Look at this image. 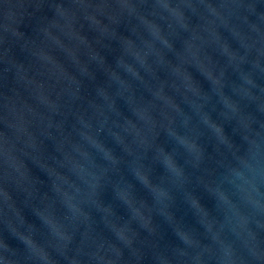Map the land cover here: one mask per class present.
Returning <instances> with one entry per match:
<instances>
[{"label":"clouds","instance_id":"1","mask_svg":"<svg viewBox=\"0 0 264 264\" xmlns=\"http://www.w3.org/2000/svg\"><path fill=\"white\" fill-rule=\"evenodd\" d=\"M82 5L86 6L87 10ZM45 8L51 12V16L45 14ZM16 10H19V16ZM194 18L195 22H193ZM66 24L68 29L75 32L90 48L93 39L96 44H101V37L108 32L113 38L119 36L128 46H134L136 39L143 38L141 29L150 28L152 30L150 34L154 33L158 36L175 61L179 62L173 63L172 60H168L170 75L181 74L184 81L190 82L191 87L185 88V92L195 89L206 94L202 82L194 73L210 85L221 84V79L215 75V68L219 62L212 50L217 41L222 43L221 54H223L232 50L229 37L237 40L238 43H242L247 37L253 41V45L247 47L245 52L249 54L252 52L253 47L258 43L257 37L264 31L261 27L264 24V0H190L184 8H179L173 0H168L163 9L159 6V0H2L0 3V183H6L14 172L22 171L24 177H32L33 165L41 171L51 168L49 161L63 167V161L73 159V152L83 151L79 139H93L96 143L103 144L110 156L109 163L113 165L114 174L109 175L106 169L104 176L111 185L114 199L105 202L101 189L107 186L98 180L93 191L96 209L103 214L120 217L118 208L122 204L128 213L127 218L124 217L127 222L126 227L134 235L129 236L126 233L125 225L116 224L120 230L114 232V235L129 251V257L126 259L124 249L91 235V213L83 212L81 207L73 204L72 207L78 212H83L85 220L89 222L85 224V234L87 233L88 238L93 241L95 248L88 253V257L96 260L97 264L101 261L104 264H137L143 256L136 254L139 248L134 245L138 236L132 228L131 221L136 218L144 220L146 217L151 220L153 213L167 221L165 213L172 210L174 203L188 204L191 207L186 195H191L206 213H211L217 207L214 190L219 189L226 196L225 185L231 186V176L234 173L252 184L254 191L260 192L259 177L252 178L249 174L256 172L262 163L260 151L261 138H264V121H250L244 127L237 125L229 134L225 131V123L213 118L212 112H217L213 108L204 112L200 118V123L214 133L213 139H206L207 143H205L202 133L195 135L194 138L181 134L175 127L177 118L172 112L183 115L179 121L180 127L189 131H198V129L191 125V117L183 113L175 98L177 95L181 100L184 98L181 84L174 79L161 77L158 69L164 62L162 53L158 56L157 68L148 64L147 54L141 57L140 68L150 77L145 79L140 69L127 63L123 54L106 49L109 53L115 52L116 67H124L127 74L144 84L147 97L144 95L137 97L132 85L116 72L102 50H94L90 54V59L95 60L98 57L101 64L107 66V78L103 83H96V72H92L87 65L80 72V76L84 79L70 75L68 66L75 61L72 57L65 59L61 55L62 49H51V44L59 41L54 30L59 31ZM122 25L127 34L119 30ZM26 28H31V32L26 31ZM89 33L93 34L91 38ZM185 33L187 35L182 37ZM170 37L181 39L182 47L177 48ZM136 55L139 56V52ZM233 55H235L234 51ZM258 57L257 50L256 58L252 61L254 66L259 64ZM205 61L211 67H207ZM53 63L59 66L62 75H58L53 70ZM225 73L226 69H222L220 77L222 78ZM64 76L70 78L74 88L69 87L63 79ZM248 82L253 83L250 77ZM113 85H116L115 92L110 91ZM89 86L95 89L97 95L103 92L100 99H110L108 112L103 110L91 94L85 93V89ZM121 86H125L130 91L126 104L129 105L132 115L140 121L139 124L116 107L115 97L121 95ZM133 104L136 106L133 107ZM231 108L234 112L240 111L235 103ZM108 113H113L117 119L113 120ZM58 117L63 118L57 119ZM216 117L230 122L222 112H217ZM110 120L115 127L122 128L131 136V140H128L119 132L111 133L114 138H118L117 147L120 148V155H117L115 149L108 144L96 139ZM93 129L96 136H93ZM73 133L79 139H73ZM46 141H51V149ZM172 141H175L179 148H186L187 154L183 158V163L177 159L179 148L175 145L166 146ZM205 151L211 154L213 172L201 179L197 169L191 180L186 179L185 172L197 167L191 160L198 159ZM161 154L166 157V165L154 162ZM157 167H164L176 177H182L184 183L178 184L170 180L163 172L157 175ZM130 168L140 188L148 192L147 196L151 197L152 203H149L148 198L138 194L136 184L127 180L125 170ZM57 175L68 180L63 173ZM153 177L156 178L155 183ZM35 178L38 179L40 186L44 185V181H40L39 177ZM121 184L128 185L124 197L116 195L117 188ZM200 184L205 186L204 193L214 202L212 209L202 202V195L197 190ZM162 185H170V187ZM153 190L165 193L166 199L157 200ZM5 191L8 194L7 189ZM57 191L59 189L55 183L46 190L38 188L36 195L40 199H33L31 205L24 203L25 199L33 195L27 189L21 194L22 199L14 194H8V199L13 201L12 207L24 220V224L19 226L17 231L25 234L20 238L12 237L17 240L16 245L9 243L6 238L3 239L4 254L0 258L5 264H32L27 246L39 245L46 239V235H50L46 233V225L38 214L42 211L39 205L41 200H50ZM25 209L31 211L39 221V225L26 219ZM105 209L108 210L107 213ZM71 220V217H64L66 222ZM101 221H104V215L101 216ZM140 227L147 229L144 223ZM60 235L69 241L72 239V236L65 233ZM206 248L209 253V264H212V249L208 246ZM106 251L114 253V258L106 255ZM256 258L259 259V255ZM201 259L203 260V257ZM74 264L80 262L74 258Z\"/></svg>","mask_w":264,"mask_h":264},{"label":"water","instance_id":"2","mask_svg":"<svg viewBox=\"0 0 264 264\" xmlns=\"http://www.w3.org/2000/svg\"><path fill=\"white\" fill-rule=\"evenodd\" d=\"M0 3H2V0H0ZM167 3L168 0H159L160 8L163 9V6ZM173 3L179 8H184L190 3V0H173ZM82 7L87 10L86 6L82 5ZM44 12L51 16V12L47 8H45ZM16 14L19 16V10H16ZM65 20L67 21V17H65ZM193 22H195V18ZM261 27L264 28V24ZM25 30L31 32V28H26ZM119 30L127 34L123 25ZM141 31L143 38L136 39L134 46H128L119 36L113 38L112 34L108 32L101 37V44H96L95 39H93L92 47L90 48L79 39L75 32L70 31L66 24L59 31L54 30V34L59 37V41L51 44V49H62L61 55L65 59L72 57L73 61H75V63H71L68 66L67 70L70 75L84 79L83 76H80V72L87 65L92 72H96V83H103L107 78L108 69L107 66L101 64L98 57L95 60L90 59V54L94 50H102L116 72L132 85L137 97L141 95L147 97L145 86L139 80L133 79L131 75L127 74L124 67H116L114 61L115 52L123 54L128 64L140 69L141 75L145 76V79H150V77H148L144 69L140 68L141 57L147 54L148 64L153 68H157L158 56L162 53L164 62L158 69L161 77L169 80L174 79L178 84H181V93L184 98L181 100L179 95L175 98L179 102L183 113L191 117V125L195 126L198 131H189L180 127L179 121L183 118V115L172 112V115L177 118L175 127L181 134L193 138L195 135L202 133L205 137L203 140L205 143H207L206 139L211 140L214 138V133L200 123V118L204 112L211 111L213 108L217 112H222L230 121L226 122L216 117L217 112H212L214 119L217 118L218 122L225 123V131L229 134L237 125L244 127L250 121H264V31L257 37L258 43L253 47L250 54L246 53L245 49L253 45V41L247 37L242 43H238L237 40L229 37L232 50L223 54H221V42L217 41L213 45L212 50L216 60L219 62L215 68V75L221 79V84L210 85L202 77L194 73L196 78L202 82L206 94L195 89L185 92V88L191 87L190 82L184 81L181 74L170 75V67L167 63L168 60H172L173 63L179 62L175 61L158 36L154 33L150 34L152 31L150 28L141 29ZM245 31L247 30L245 29ZM165 34L167 35V33ZM89 35L91 38L93 34L89 33ZM186 35V33L182 34V37ZM170 39H173V43L176 44L177 48L182 47L181 39L172 37ZM106 49L115 50V52L109 53ZM257 50L259 51V64L254 66L252 61L256 58ZM233 51L235 55H233ZM137 52H139V56L136 55ZM205 64L207 67H211V65L207 64V61H205ZM52 67L58 75H62L58 65L53 63ZM222 69H226V73L221 78L220 72ZM193 71L195 70L193 69ZM249 77L253 83L248 82ZM63 79L70 88H74V84L68 76H64ZM115 87L116 85H113L110 91L115 92ZM221 87L223 89L222 92ZM120 91L121 95L115 97L116 107L124 115L139 124L140 121L132 115L129 105L126 104L130 91L125 86H121ZM85 93L91 94L103 110L108 112L110 99H100V96H103L102 91L97 95L95 89L89 86V88L85 89ZM233 103L239 106V112L232 110L231 105ZM135 106L133 104V107ZM65 112H67V109H65ZM108 114L112 116L113 120L117 119V116L113 113ZM62 118L58 117L57 119ZM69 123H71V120H69ZM112 132H119L122 136H126L128 140H131V136L127 135L122 128L115 127L111 120L108 121L104 131L96 139L108 144L115 149L117 155H120V148L117 147L118 138H114L111 135ZM93 136H96L95 129H93ZM73 139L79 138L75 137L73 133ZM161 139H164L163 136ZM46 144L51 149V141H46ZM79 144L83 151L79 153L73 152V159L63 161V167L59 164H52L49 161L51 168L41 171L33 165L32 177H24L22 171L14 172L6 183H0V257L4 254V238L9 243L16 245L18 242L12 237L20 238L25 234L17 231V228L24 224V220L12 207L13 201L8 199V194H14L22 199L21 194L27 189L33 195L25 199L24 203L31 205L33 199H40L36 195L38 188L46 190L52 183L58 186L59 191L50 200H41L39 207L42 211L38 212L44 225H46V233H50V235H46V239L39 245L29 244L27 246L32 264H74V258L80 264H97L96 260L88 257V253L93 251L95 244L88 238L87 233L85 234V224L89 222L85 220L83 212L91 213L92 236L116 244L124 249L125 258L129 257L128 249L114 235V232L120 230L116 227V224L125 225L124 230L126 233L129 236L134 235L126 227L127 222L124 217L127 218L128 213L124 206L121 204L118 208V213L121 216L113 217L97 211L93 199V191L98 180H101V183L107 186L101 189L103 192L102 198L105 202H111L114 199L111 185L108 184V179L104 176L106 169L109 175L114 174L113 165L109 163L110 156L105 151L103 144L96 143L93 139H79ZM173 145L179 148L175 141L169 142L166 146L172 147ZM209 151H211L210 146ZM186 154V148H179L177 159L180 160V163H183V158ZM150 156L151 154H149ZM260 157L261 166L256 172L249 174L252 178L259 177V193L254 191L252 184L234 173L231 176V186L225 185L226 196L219 189L214 190L217 207L211 213H206L191 195H186L191 207L188 204L174 203L172 210L165 213L168 218L167 221L154 213L151 220L146 217L144 220L136 218L131 221L132 228L135 229L138 236L134 245L139 248L136 254L137 256H143V259L138 260L137 264H209V253L206 246L212 249V264H264V138H261ZM188 159H191V157H188ZM154 162L160 165H166L167 163L163 154L155 159ZM191 162L197 167L188 169L185 172V178L188 180H191L197 169L201 179L213 172V161L211 154L207 151L202 156H199L198 159L191 160ZM162 172L170 180H174L178 184L184 183L182 177H176L174 173L166 168H156L157 175ZM57 173H63L68 177V180L61 178ZM125 175L128 181L136 184L138 194L148 198L149 203H152L151 197L147 196L148 192L141 189L137 179L133 177L131 168L125 170ZM35 177H39L40 181H44V185L40 186L38 179ZM153 182H156L155 177H153ZM162 186L170 187V185ZM127 187V184H121L117 188L116 195L124 197L127 194ZM204 188L205 186L200 184L197 190L202 195V202L209 209H212L214 202L204 193ZM6 189L8 194H6ZM153 191L157 200L164 201L166 199L164 197L165 193ZM256 201L259 203H256ZM73 204L81 207L83 212L76 211L72 207ZM104 211L107 213L108 210L105 209ZM102 215H104L103 222L101 221ZM25 216L30 222H35L39 225V221L30 210L25 209ZM66 216L72 218L71 222L64 221ZM113 221L116 223H113ZM142 223L145 224L147 229L140 227ZM9 233L12 235H8ZM61 233L72 236L71 241L64 239L60 235ZM105 254L114 258V253L112 252L106 251ZM257 255H259V259L256 258ZM201 257H203V260ZM0 264H5L2 258H0ZM100 264H104V262L101 261Z\"/></svg>","mask_w":264,"mask_h":264}]
</instances>
